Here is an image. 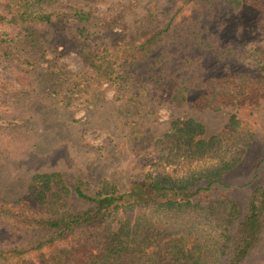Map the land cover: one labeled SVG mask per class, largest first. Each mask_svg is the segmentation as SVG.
Segmentation results:
<instances>
[{"label": "rangeland", "instance_id": "rangeland-1", "mask_svg": "<svg viewBox=\"0 0 264 264\" xmlns=\"http://www.w3.org/2000/svg\"><path fill=\"white\" fill-rule=\"evenodd\" d=\"M172 1L182 4L180 13H192L190 3ZM167 3L169 0H43L42 13L53 24L45 19L37 22L36 31L42 37L34 51L23 47L24 27L9 21L16 4L0 0V219L12 221L13 215L22 220L33 218L27 205H37L33 199L40 187L33 183V176L52 173H59L69 188L78 180L85 191L94 193L108 182L121 186L149 174L186 179L215 172L222 185L213 183L198 194L202 212L189 228V234L205 249L222 240L224 219L232 206L240 215L245 211L254 187L264 184L263 100L207 110L198 107L192 95L181 109L165 104L144 122L130 94L113 103L114 91L109 90L104 99L85 102L87 91H82L79 77H83V60L73 41L76 18L60 15L73 6L84 12L93 8L92 30L101 31L107 20L116 22L121 25L116 31L140 46L155 30L149 27L147 13L158 9L159 19ZM203 7L211 30L222 34L221 45L238 42L236 54L264 46V21L254 7L246 5L236 13L219 0ZM9 32L11 42L4 44L1 40ZM66 33L72 37L71 43ZM58 38L65 43L56 46ZM156 39L150 47L161 49L166 39ZM113 46L116 50L107 51L106 57H111L110 52L116 58L126 53L140 57L146 47L132 49L122 41ZM220 69L214 74H225ZM105 98L113 105H105ZM176 115L202 124L201 138L207 141V149L198 151L180 144L170 128ZM155 214L163 217L160 212ZM54 246L46 245L20 258L47 257ZM224 260L213 264H225ZM243 264H264V227L257 247Z\"/></svg>", "mask_w": 264, "mask_h": 264}, {"label": "trees", "instance_id": "trees-1", "mask_svg": "<svg viewBox=\"0 0 264 264\" xmlns=\"http://www.w3.org/2000/svg\"><path fill=\"white\" fill-rule=\"evenodd\" d=\"M12 1L16 10L9 12V21L24 27V49L36 51L42 37L36 31L37 22L47 18L40 7L43 0ZM210 1L180 0L191 4L192 13L188 15L180 13L182 4L171 0L167 8L162 7L159 19L158 9L149 11V27L155 30L140 46L133 45L134 40H125V35L116 31V26H121L116 22L107 20L100 26L101 31L92 30L93 8L84 12L73 6L69 13L60 15L76 18L73 41L83 60V77H79L82 91H87L85 102L104 99L109 90L114 91L113 103L130 94L144 122L165 104L181 109L192 95L196 96V105L207 110L264 101V46L236 54L238 42L221 45L222 34L211 30L203 7ZM219 1L236 13L250 5L264 21V0ZM66 35L71 43L72 37ZM159 36L166 39L162 48L150 47ZM4 37V44L11 42L10 32ZM64 41L58 38L56 46ZM116 41L132 49H143L145 45V51L140 57L126 50L125 56L116 58L110 52L113 58L106 57L107 51L116 50ZM220 68L225 74H214ZM103 85L106 87L102 90ZM103 101L113 105L106 98ZM183 118L176 115L170 121L173 136L180 144L198 151L207 149V141L201 138L202 124L191 117ZM217 177L215 172L186 179L149 174L121 186L108 182L92 193L85 191L78 180L69 188L59 173L34 175L33 183L40 185L33 199L37 205H27L34 217L22 220L13 215L12 221L0 219V264H213L222 258L225 264H243L262 236L264 184L254 187L241 215L231 207L233 211L224 219L222 240L209 245L211 249L202 248L189 234L202 212L198 194L209 190L213 183L220 184ZM155 212L163 217L158 218ZM54 244L47 257L20 258Z\"/></svg>", "mask_w": 264, "mask_h": 264}]
</instances>
